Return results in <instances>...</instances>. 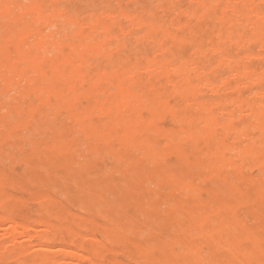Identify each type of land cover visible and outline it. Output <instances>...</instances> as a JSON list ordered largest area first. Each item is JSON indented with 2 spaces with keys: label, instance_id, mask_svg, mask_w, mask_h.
<instances>
[{
  "label": "rangeland",
  "instance_id": "374dc122",
  "mask_svg": "<svg viewBox=\"0 0 264 264\" xmlns=\"http://www.w3.org/2000/svg\"><path fill=\"white\" fill-rule=\"evenodd\" d=\"M197 1L61 0L62 3L60 0L0 1V6H3V9L0 8V30H2L0 51L1 48L5 49L0 52V57L3 59L0 60L3 64L0 68L2 74L0 77V264H158V262L159 264H260L264 257V209L254 211L259 207L258 196L264 188V105L260 104V101H264V93H260L264 90V81L261 82L262 85L256 81L250 82L239 72L250 68L249 70L259 75L263 74L264 57L262 59L255 57L243 62L242 56L247 50L244 43L226 42L228 31L237 33L238 26L233 25L228 30L221 24L217 28L216 21L210 17L204 19L201 24L204 29L202 34L209 43L203 57L196 54L195 45L180 49L176 43L166 39L165 34L173 30L178 21L198 24L194 13L201 12V9ZM29 3L38 5L41 12L38 11L36 14L30 12ZM256 4L258 7L264 6L261 0ZM92 12L93 14L90 15ZM108 12L113 13L110 14V18L107 17ZM168 12L173 14L174 23L166 22ZM124 14H129V17ZM228 18L234 23L235 17L231 13ZM141 22L146 26L141 25ZM79 23L84 24V27ZM92 27L97 29L91 30ZM124 30L128 33L124 34ZM22 32L25 33L24 37ZM40 35L43 38L40 39ZM91 36L92 38H89ZM38 39L44 44L41 45L40 41L38 43ZM36 41L38 44L35 43ZM51 41L53 44L61 45L62 50L59 52L54 48L55 46L52 48ZM93 42L102 43L104 51L97 57L91 53L90 56L83 54L82 70L86 73L84 83L74 81L70 76L61 80L50 78L48 83L40 78L37 80V73L27 67L30 60L20 64L16 72L9 66L16 60L13 58H17L16 51L25 55L36 53L38 57L44 54L48 59L46 60L44 56L43 59L41 56L44 62H39L38 70L47 71L55 62L50 57L56 54L60 56L62 52L74 56L81 55L82 51H85L84 44ZM71 43L74 44L73 47ZM161 44L164 45L163 50ZM260 47L261 43L258 42L254 50L258 52ZM218 48L221 50L218 51ZM69 50L70 52L67 53ZM74 50L77 51L76 54L73 53ZM225 55L231 56L232 59L223 61L222 64L221 60L226 58ZM182 56L187 57L184 61L185 68L179 67L181 64L179 58H183ZM55 57L52 59L58 60ZM150 57L162 63H169L170 66L176 64L177 69H171L168 64L161 70L151 71L147 69L148 61L152 60ZM123 58H126V62H123L125 61ZM14 63L17 64L18 61ZM110 64L114 67L112 68ZM191 64H195V68ZM7 66L12 72L7 70ZM129 68L131 71L134 68L136 70L126 73ZM144 68L147 69V73L150 70L151 75L147 74ZM21 69H24L22 76L19 73L23 72L20 71ZM199 69H206L205 73H210L207 76L209 82L207 77L190 78V75L197 73ZM116 71L119 79L110 81V75L113 73L116 75ZM9 72L13 73V76L16 75L13 77ZM221 77L228 80H223ZM11 78H15V81L18 79L16 82L13 81L12 87L15 88L10 86ZM130 78H134V81ZM33 80L35 81L32 83ZM108 80L111 83L107 82ZM173 82L178 87V94L177 91L172 92ZM190 82L194 84L198 82L200 85L195 94L187 91ZM243 82L248 85L245 86ZM207 83L213 84V87L211 88ZM28 84L30 88L32 86L31 89ZM121 84L125 89L136 92L134 95L139 96V100L131 101L129 105H124V108L117 103L113 104L115 96L121 93ZM72 85L73 88L75 87V93L73 90V93L68 90ZM33 87L37 92H33ZM51 87L56 90L63 89L64 95L52 96L47 100V91ZM227 87L233 89L227 90ZM202 89H205L204 92H201ZM256 90H259L260 98V95H256ZM2 91L5 95L1 94ZM130 91L126 93L128 98ZM240 97L245 101L242 106L236 103ZM188 100L193 102L190 103ZM214 100H217L216 103ZM135 101H139L140 104L139 102L136 104ZM97 104L102 105L103 113L93 111ZM1 105L5 109H2ZM209 110L215 116L216 125L203 124L204 113H209ZM90 112H92L91 116ZM52 115L57 119L54 122ZM177 119H180L179 122ZM14 125L15 128L12 127ZM47 126L52 127L47 129ZM34 127H37L38 132ZM58 129L62 130L58 132ZM73 132L75 135L72 134ZM146 135L149 141H146ZM59 138L64 139L65 142L59 141ZM255 152L260 155L259 162L251 161L252 157L256 156ZM85 162L86 164H83ZM44 166H48L47 172ZM194 167L196 170L193 169ZM239 176L242 178L240 179ZM147 182L148 186H146ZM100 184L102 186H98ZM173 201L174 204H171ZM97 206L100 210L96 209H99ZM227 209H231L232 212H227ZM220 210L224 215L221 219H216L215 212ZM97 211L108 219L103 218ZM175 213L181 215L174 216ZM206 215L210 222L198 221ZM95 219L105 225L98 224ZM111 219H114L113 223ZM235 220L239 227L232 225ZM191 221L193 224L190 223ZM52 224L57 225H53L55 226L53 228ZM227 224L229 227L226 226ZM106 225L108 227H105ZM193 225L199 232H189ZM224 227L232 228V233L226 236V244L219 243L216 245V250L211 251L210 246L218 241ZM240 227L260 236L252 253L232 256L226 248L227 244L240 243L246 248L253 245L251 241H245ZM70 228L73 231L71 233L67 232ZM76 231L79 232L76 234ZM187 241H193L195 248L184 247ZM200 246L202 249H196Z\"/></svg>",
  "mask_w": 264,
  "mask_h": 264
},
{
  "label": "bare ground",
  "instance_id": "6f19581e",
  "mask_svg": "<svg viewBox=\"0 0 264 264\" xmlns=\"http://www.w3.org/2000/svg\"><path fill=\"white\" fill-rule=\"evenodd\" d=\"M0 1H3V0H0ZM196 1V0H195ZM259 0H215L214 2H211V1H209V0H198L197 2H198V4H199V7H200V11L201 12H197V13H194L195 14V19H197L198 21V24L197 25H193L191 22H186V21H178L177 23H176V26L175 27H173V30H171V31H169L167 34H165V37H166V39H168V40H171V42L172 43H176L178 46H179V48L180 49H187L189 46H191V45H195L196 46V48H197V50H196V54L197 55H199V56H204V54H205V50H206V47L209 45V43H208V39L206 38V37H204L203 36V31H204V29L202 28V26H201V24L203 23V20L204 19H206L207 17H210V18H212V19H214L215 21H216V23H217V25H216V27L218 28V26L219 25H224L228 30H230V28L233 26V25H237L238 26V28H239V30H238V32L237 33H233L232 32V30L231 31H228V35H227V43H229V44H232V43H244L243 45L247 48V50H246V52L243 54V56H242V61L243 62H245V61H249V60H251L252 58H255V57H257V58H263L264 57V6L263 7H258L257 6V2H258ZM261 1H263L264 2V0H261ZM60 2H61V0H60ZM25 3V2H24ZM62 3V2H61ZM151 3V2H150ZM214 3H216V5L214 4ZM17 4V3H16ZM37 4V3H36ZM69 4V3H68ZM175 5H176V3H174ZM31 5V6H30ZM41 5V4H40ZM141 5V4H140ZM29 7V11L30 12H32V13H38V11H40L39 10V6L37 7L35 4L34 5H32V4H30L29 3V5H28ZM47 6H49V5H47ZM103 6V5H102ZM113 6V5H112ZM3 7V6H2ZM1 6H0V8L1 9H3ZM5 7V6H4ZM42 7V6H41ZM95 7V6H94ZM93 7V8H94ZM55 8V7H54ZM90 8H92V7H90ZM126 8V7H125ZM128 8V7H127ZM7 9V8H6ZM5 9V10H6ZM41 9V8H40ZM60 10H62L63 11V9H61V8H59ZM28 10V9H27ZM59 10V11H60ZM7 11V12H6ZM5 12H6V14L8 13V9L6 10ZM82 11H83V9H82ZM181 11H183V10H181ZM22 12V11H21ZM24 12V11H23ZM41 12V11H40ZM106 12V11H105ZM60 13V12H59ZM100 13H102V12H100ZM104 13V12H103ZM112 13V12H111ZM111 13H109L108 12V15H107V17H109L110 18V14ZM123 13V12H122ZM192 13V12H191ZM232 14L234 17H235V20H234V23L228 18L229 17V14ZM93 14V12L90 14V15H92ZM105 15L107 14V13H104ZM113 14V13H112ZM117 14V13H116ZM115 13H114V15H116ZM4 15V14H3ZM12 15V14H11ZM15 15V14H14ZM22 15V14H21ZM78 15V14H77ZM113 15V16H114ZM124 15H127L128 17H129V14H124ZM124 15H122V16H124ZM5 16V15H4ZM4 16H2V17H4ZM16 16V15H15ZM102 16H104V15H102ZM127 16H125L126 18H127ZM152 16H153V14H152ZM38 17V19H39V16H37ZM53 17V16H52ZM115 17V16H114ZM118 17V16H117ZM132 17V16H131ZM133 18V17H132ZM10 19H11V17H10ZM40 19H41V17H40ZM151 19V18H150ZM149 19V20H150ZM91 20H93V18H91ZM130 20V19H129ZM137 20V19H136ZM4 21V20H3ZM34 21V20H33ZM91 22V21H90ZM156 22V21H155ZM166 22H169V23H174L175 22V19H174V17H173V14L171 13V12H168L167 14H166ZM58 23V22H57ZM61 23V22H60ZM71 23H73V22H71ZM70 23V24H71ZM92 23H93V21H92ZM98 23H99V21H98ZM115 23V22H114ZM119 23V22H118ZM129 23H131V22H129ZM132 23H134V22H132ZM139 23V22H138ZM143 22H141V25H144V24H142ZM38 24V23H37ZM75 24V23H74ZM80 25H83V27H84V24H82V23H79ZM116 24V23H115ZM51 25V24H50ZM69 25V24H68ZM67 25V26H68ZM101 25H103L102 23H101ZM138 25H140V24H138ZM18 26V25H17ZM16 26V27H17ZM63 26V25H62ZM107 26V25H106ZM105 26V27H106ZM135 26H136V24H135ZM144 26H146V25H144ZM172 26V25H171ZM174 26V25H173ZM13 27H15V26H13ZM26 27H28V26H26ZM25 27V28H26ZM57 27V26H56ZM74 27H75V25H74ZM105 27H103V28H105ZM154 27V26H153ZM152 27V28H153ZM215 27V26H214ZM4 27H2V29H3ZM50 28H51V26H50ZM62 28V27H61ZM95 27H92V28H90L91 30H93ZM102 28V29H103ZM121 28V27H120ZM143 28V27H142ZM155 28V27H154ZM161 28V27H160ZM95 29H97V28H95ZM215 29V28H214ZM50 30V29H49ZM63 31H64V29H62ZM81 30V29H80ZM108 30H110V29H108ZM1 31L2 30H0V33H1ZM35 31V30H34ZM107 31V30H106ZM121 32H122V29L120 30ZM136 31L138 32L139 31V28H138V30L136 29ZM25 32V31H24ZM133 32V31H132ZM247 32H249L250 34L249 35H247L246 33ZM13 34H14V32H12ZM23 33V32H22ZM32 33H34V32H32ZM54 33H56V31L54 32ZM59 33V32H58ZM124 34L125 33H128L127 31H125L124 30V32H123ZM29 34V33H28ZM27 34V35H28ZM76 34V33H75ZM5 35V34H4ZM24 35H25V33H23V37H24ZM26 35V36H27ZM47 35V34H46ZM56 35H58V34H56ZM71 35V34H70ZM69 35V36H70ZM112 35H114V34H112ZM130 35V34H129ZM137 35H139V34H137ZM142 35V34H141ZM17 36H20V35H17ZM39 36V35H38ZM48 36V35H47ZM52 36H53V34H52ZM52 36H50V37H52ZM75 36V35H74ZM73 36V37H74ZM140 36V35H139ZM138 36V37H139ZM152 36V35H151ZM219 36V35H218ZM217 36V37H218ZM10 37V36H9ZM22 37V38H23ZM35 37V36H34ZM149 37V36H148ZM226 37V36H225ZM15 38H16V35H15ZM41 38H43V36L42 35H40V39ZM46 38V37H45ZM89 38H92V36L91 37H89ZM88 38V39H89ZM152 38V37H151ZM63 39V38H62ZM64 39H67V38H65L64 37ZM79 39V38H78ZM106 39V38H105ZM225 38H223V40H224ZM24 40V39H23ZM22 40V41H23ZM74 40H76V39H74ZM159 40V39H158ZM18 41V40H17ZM16 41V42H17ZM39 39H38V43H39ZM55 41V40H54ZM82 41V40H81ZM86 41H88V40H86ZM91 41V40H90ZM0 42H1V39H0ZM15 42V41H14ZM20 42V41H19ZM18 42V43H19ZM53 41H51L50 43V46L53 44L52 43ZM137 42H140L139 40H137ZM261 43V47H260V49H259V51L258 52H256L255 50H254V46L257 44V43ZM17 43V44H18ZM35 43H37V41L35 42ZM37 43V44H38ZM40 43H42L41 41H40ZM57 43V42H56ZM63 43V42H62ZM79 43H81V42H79ZM78 43V44H79ZM117 43H118V41H117ZM116 43V44H117ZM142 43V42H141ZM150 43V42H149ZM160 43H161V41H160ZM44 43H42L41 45H43ZM84 44V43H83ZM131 44V43H130ZM8 45V44H7ZM41 45H38L39 47L41 46ZM71 47H73V43H71ZM76 45V44H75ZM81 45V44H80ZM155 45V44H154ZM2 46V45H1ZM17 46V45H16ZM15 46V47H16ZM33 46V45H32ZM55 46V47H54ZM61 46V45H60ZM59 46V44H53V46H52V48L54 47V48H56V49H58V51L60 52V50H62L61 48H62V46L60 47ZM111 46H112V44H111ZM139 46H140V44H139ZM158 46V45H157ZM164 46V45H163ZM163 46H162V44L160 45V47L162 48L161 50H163ZM222 46V45H221ZM240 46V45H239ZM14 47V48H15ZM19 47V46H18ZM45 49L47 48V46L45 47V46H43ZM68 47H69V45H68ZM213 47V46H212ZM6 48V47H5ZM38 48V47H37ZM70 48V47H69ZM77 48V47H76ZM75 48V50H77ZM167 48H169V47H167ZM258 48V47H257ZM2 50L0 51V52H3V49L4 48H1ZM29 49V48H28ZM39 49V48H38ZM38 49L36 50L37 52H38ZM82 49V48H81ZM116 49H117V47H116ZM119 49V48H118ZM139 48H137V50H138ZM145 49V48H144ZM154 49V48H153ZM217 49V48H216ZM245 49V48H244ZM17 50H19V48L17 49ZM71 50V49H70ZM70 50L67 52V53H69L70 52ZM74 50V51H75ZM80 50V49H79ZM78 50V51H79ZM84 52L82 51V54L81 55H70V54H65L64 52H62V55H55V56H53V57H50L51 58V60L54 62V65L51 67V68H49V70H42V69H40V70H38V68H40L39 67V65L38 64H40L41 62H44L43 61V59H44V54H43V56L42 55H40L39 57H38V55H35L36 53H34V55H28V54H24L23 52H20V51H16L17 53H15V54H17V58H13V59H16L15 61L17 62L18 61V63L17 64H15L14 62V60H11L13 63H11L12 65H10L9 63H7V64H9V66H10V68L11 69H14L15 70V72H16V68L17 67H19L20 66V64H24V63H26L27 62V60H30V63L27 65V67H29L30 68V70H33V71H35L36 73H37V77H36V79L38 80V78H40L42 81H46L45 83H48L47 81H49V79L50 78H52V79H58V80H61V79H63V78H65V77H68V76H70V77H72L73 79H74V81H80L81 83H84L83 81H84V77H85V74L86 73H84L83 72V70H82V66H83V64H84V55L83 54H85V55H89L90 53L91 54H95L96 55V57H97V55H101L102 53H103V51H104V45H102V43H98V42H96V43H89V44H87L86 43V45L84 44ZM168 50V49H167ZM219 50H221V48L219 49L218 48V51ZM238 50V49H237ZM4 51H5V49H4ZM44 51H47V50H44ZM43 51V52H44ZM53 51H56L57 52V50H53ZM52 51V52H53ZM73 51V53L74 54H76L77 53V51H75L74 52ZM110 51V50H109ZM134 51V50H133ZM213 51H214V48H213ZM242 51H244V50H242ZM8 52V51H7ZM19 52V53H18ZM42 52V53H43ZM71 52H72V50H71ZM156 53L158 52V51H155ZM45 53V52H44ZM47 53V52H46ZM50 53V52H49ZM110 53H112V52H110ZM123 53H125V52H123ZM172 53V52H171ZM30 54V53H29ZM61 54V53H60ZM105 54V53H104ZM4 55H7V54H4ZM126 55V54H125ZM128 55V54H127ZM126 55V56H127ZM155 55V54H154ZM223 55V54H222ZM43 57V59H42V57ZM90 56V55H89ZM92 57H93V55H91ZM112 56V55H111ZM137 56V55H136ZM173 56H174V54H173ZM228 56V55H227ZM226 55L224 56V57H226V58H224L223 60H221V59H219V60H221V62H222V64H223V61H228V60H231L232 59V57L230 56H228L227 57ZM6 58L8 57V56H5ZM47 57V56H46ZM46 57H45V59H46ZM54 57L55 58H57L58 60H53L54 59ZM95 57V56H94ZM107 57V56H106ZM163 57H164V55H163ZM183 58H179L180 59V63L181 64H179V67H184L185 68V66H184V64H185V60H187V57H185V56H182ZM53 58V59H52ZM111 58V57H110ZM148 58V57H147ZM228 58H230V59H228ZM234 58V57H233ZM241 58V57H240ZM2 59V57H0V60ZM5 59V58H4ZM48 59V58H47ZM46 59V60H47ZM109 59V58H108ZM123 59H125V61H123V62H126V58H123ZM150 59H152L151 57H150ZM3 60V59H2ZM1 60V61H2ZM8 60H10V59H8ZM88 60V56H87V59H86V61ZM94 60V59H93ZM112 60V59H111ZM172 60V59H171ZM207 60V59H206ZM209 60V59H208ZM0 61V68L1 67H3V64H1L2 62ZM11 61H9V62H11ZM92 61V60H91ZM109 61V60H108ZM115 61V60H114ZM137 61V60H136ZM162 61V60H161ZM40 62V63H39ZM51 62V61H50ZM52 62V63H53ZM90 62V61H89ZM89 62H88V64H89ZM112 62V61H111ZM148 62H149V64H148ZM147 63H146V67H147V64H148V67H147V69H150L151 71L152 70H161V69H163L164 67H166V66H168V64L169 63H166V62H160V60H158V59H156V58H153L152 60H150V61H148ZM220 62V63H221ZM225 62V64L227 65V67H228V64ZM230 62V61H229ZM228 62V63H229ZM234 62H236L235 60H234ZM51 63V64H52ZM98 63H100V61H98ZM98 63H96V64H98ZM188 63H189V60H188ZM5 64V67H6V63H4ZM106 64H108V63H106ZM106 64H105V66H106ZM236 64V63H235ZM87 65V63L85 62V68H84V71L86 72V66ZM95 65V64H94ZM119 65V64H118ZM121 65V64H120ZM134 65V64H133ZM136 65V64H135ZM171 64H169V66H170ZM176 65V64H175ZM174 64H173V66H170V68L171 69H173V70H175V69H177L176 67L178 66H175ZM192 66H194L193 64H191ZM248 65V64H247ZM41 66V65H40ZM88 66H90V65H88ZM108 66V65H107ZM110 66H111V64H110ZM191 66V68H193ZM244 66V65H243ZM8 67V66H7ZM49 67V66H48ZM112 68L114 67L113 65L111 66ZM138 68H139V66H137ZM142 66H140V68H141ZM178 67V68H179ZM223 67V66H222ZM236 67V66H235ZM245 67V66H244ZM9 67L7 68V70L9 69L10 71H11V69H10ZM41 68H42V66H41ZM100 68V67H99ZM188 68V67H187ZM190 68V69H191ZM194 68H195V66H194ZM210 68H211V66H210ZM246 68V67H245ZM6 69V68H5ZM124 69H126V68H124ZM135 69V68H134ZM134 69H132L133 71H134ZM145 70L144 71H146L147 69L146 68H144ZM189 69V70H190ZM206 69H207V66H206ZM205 69V70H206ZM247 69V68H246ZM250 69V68H249ZM243 70V71H240L239 72V74L242 76V77H245L246 78V80L248 79L250 82H260V84H261V82L262 81H264V73L263 74H257V73H255L254 71H252V70ZM24 69H21L20 71H23ZM114 70V69H113ZM136 70V69H135ZM141 71L143 70V68L142 69H140ZM149 70V71H150ZM205 70H203V69H199V71L197 72V73H192V75H190V78H202V77H207L210 73H205ZM209 70V69H208ZM207 70V71H208ZM239 70V69H238ZM27 71V70H26ZM100 71V70H99ZM133 71H131V69L129 68V70L127 69V72L126 73H130V72H133ZM143 71V72H144ZM148 71V73H149V75H151V71L149 72ZM191 71V70H190ZM189 71V72H190ZM210 71V70H209ZM217 71V70H216ZM2 72V71H1ZM12 72V71H11ZM104 72H105V69H104ZM168 72V71H167ZM175 73H176V71H174ZM218 72V71H217ZM10 73V72H9ZM17 73H18V71H17ZM20 73V76H22V74L24 73V71L23 72H19ZM146 73H147V71H146ZM147 73V74H148ZM178 73V72H177ZM176 73V74H177ZM231 73H232V69H231ZM11 74V73H10ZM9 74V75H10ZM160 74V73H159ZM1 75L2 74H0V77H1ZM12 76H13V73L11 74ZM16 75V74H15ZM14 75V76H15ZM17 75H19V74H17ZM25 75H26V73H25ZM31 75H33L32 73H31ZM155 75V74H154ZM234 75V76H233ZM233 75L231 74V76H233V77H235V74L233 73ZM5 76H6V74H5ZM4 76V77H5ZM13 76V77H14ZM125 76H127V75H125ZM124 76V77H125ZM237 76V75H236ZM7 77V79H9L8 78V76H6ZM98 77V76H97ZM130 77V76H129ZM110 81H112V80H115V79H119V76H118V74H117V71H116V75H114V73L112 74V75H110ZM108 78V79H109ZM121 79H122V77H120ZM128 78V77H127ZM2 79V78H1ZM12 79V78H11ZM15 79V78H14ZM14 79H12V82H11V84L10 83H8V84H10V86L12 87V85H14V83H13V81H15ZM25 79V78H24ZM134 79V78H133ZM132 78H130V80L132 81L133 80ZM207 79H208V77H207ZM221 79H226L225 77H221ZM4 80H5V78H4ZM10 80V79H9ZM18 80V79H17ZM16 80V81H17ZM20 80H21V78H20ZM51 80V79H50ZM98 80V79H97ZM171 80V79H170ZM189 80V79H188ZM226 80H228V79H226ZM225 80V81H226ZM15 81V82H16ZM35 80H33L32 81V83L34 82ZM109 80L107 81V82H109V83H111ZM134 81V80H133ZM161 81V80H160ZM5 82H7V80H5ZM9 82V81H8ZM50 82V81H49ZM69 82V81H68ZM96 82V81H95ZM118 82V81H117ZM121 82V81H120ZM119 82V83H120ZM189 82V81H188ZM196 82V81H195ZM199 82V81H198ZM198 82H197V84H194V83H192V82H190L189 84H188V87H187V91L188 92H192V93H196V90H198L199 89V84H198ZM207 82H209V79L207 80ZM211 82V81H210ZM221 82V81H220ZM220 82H219V84H220ZM28 83V82H27ZM105 83H106V81H105ZM170 83V81L168 82V84ZM180 83V82H179ZM201 83V82H200ZM213 83V82H212ZM239 83V82H238ZM244 83V82H243ZM243 83L241 84V85H243ZM7 84V83H6ZM128 84V83H127ZM173 84V85H172ZM172 84H170V85H172V92L174 93V92H176L177 90H178V87H176L175 85H174V82L172 83ZM177 84V83H176ZM187 84V83H186ZM203 84V83H202ZM205 84V83H204ZM203 84V85H204ZM247 84V83H246ZM246 84L244 83V85L246 86ZM259 84V83H258ZM16 85V84H15ZM103 85V84H102ZM120 85V84H119ZM126 85V84H125ZM129 85V84H128ZM203 85H202V87H203ZM207 85H211V84H208L207 83ZM213 85V84H212ZM211 85V88L213 87ZM248 85V84H247ZM262 85V84H261ZM4 86V85H3ZM2 86V87H3ZM22 86V85H21ZM47 86V85H46ZM55 86V85H54ZM69 86V85H68ZM73 86L74 85H72L71 87H69L68 88V90L70 89V91H71V93H73V91H74V88H73ZM121 86L122 87H120V92L121 93H118L119 95H117V96H115V100L113 101V104H115V103H117L119 106L121 105L123 108L126 106V105H129V103H131V101L133 102L134 100H139V96H138V94L137 95H134V94H136V92L135 93H133V92H131L130 90H128V89H125L124 87H123V85L121 84ZM133 86H135L134 85V83H133ZM138 86V85H137ZM169 86V85H168ZM23 87V86H22ZM21 87V88H22ZM28 87H29V84H28ZM111 87H113V85L111 86ZM132 87V86H131ZM186 87V86H185ZM216 87V89L218 88L217 87V85L215 86ZM220 87H221V84H220ZM219 87V88H220ZM6 88V87H5ZM12 88H15V87H12ZM30 88V87H29ZM28 88V89H29ZM31 88H32V86H31ZM30 88V89H31ZM52 88V87H51ZM48 89V95H46V99L47 100H50L51 99V97L52 96H56V95H64L63 93L65 92V91H63V89L61 90H56V89H54V88H52V89ZM209 88H210V86H209ZM228 88V87H227ZM227 88H225V89H227ZM230 88V87H229ZM227 89V90H231V89H233L232 87L230 88V89ZM237 88V87H236ZM3 88H1V90H2ZM7 89H9L8 87H7ZM33 89H34V91L33 92H37V90H36V88L35 87H33ZM43 89V88H42ZM41 89V90H42ZM59 89V88H58ZM83 89H85V88H83ZM96 89V88H95ZM206 89H208V86H206ZM4 90V89H3ZM40 90V91H41ZM43 90H45V87H44V89ZM42 90V91H43ZM73 90V91H72ZM102 90V89H101ZM204 90L205 89H202L201 90V92H204ZM212 90V89H211ZM220 90V89H219ZM227 90H226V92H227ZM128 91H130V97L128 98V96H127V94L126 93H128ZM212 91H214V90H212ZM218 91V90H217ZM217 91H216V94H215V96L217 95ZM250 91V90H249ZM257 91V90H256ZM262 91H264V90H262ZM260 92V93H264V92ZM15 92V91H14ZM98 92V91H97ZM104 92V91H103ZM185 92V91H184ZM211 92V91H210ZM4 93V91H2L1 92V94H3ZM7 93V92H6ZM74 93H75V91H74ZM180 93V92H179ZM194 93V94H195ZM256 93V95H260L259 96V98L261 97V94H258L259 93V90L257 91V92H255ZM43 94H45V93H43ZM100 94H101V92H100ZM177 94H178V91H177ZM181 94V93H180ZM3 95H5V93L3 94ZM7 95V94H6ZM16 95V94H15ZM24 95V94H23ZM67 95H68V93H67ZM134 95V96H133ZM251 95V94H250ZM9 96H11V95H9ZM45 96V95H44ZM70 96V95H69ZM99 96V95H98ZM133 96V97H132ZM203 96V95H202ZM201 96V97H202ZM253 96V95H252ZM74 97V96H73ZM132 97V98H131ZM175 96H173V98H174ZM186 97V96H185ZM200 97V96H199ZM6 98V97H5ZM182 98V97H181ZM144 99V98H143ZM145 99H147V98H145ZM16 99H14V101H15ZM33 100H35V99H33ZM42 100V99H41ZM47 100H45L46 102H49V101H47ZM148 100V99H147ZM261 100V99H260ZM13 101V102H14ZM45 101L43 102V103H45ZM106 101V100H105ZM187 101V100H186ZM189 101V100H188ZM215 101V100H214ZM217 101V100H216ZM216 101H215V103H216ZM221 101V100H220ZM15 102H17V101H15ZM24 102V101H23ZM66 102V101H65ZM136 102V104H137V102H139V101H135ZM190 103L191 102H193V101H189ZM205 102V101H204ZM244 99H242L241 97L237 100V102L236 103H238L239 105H243L244 104ZM9 103V102H8ZM41 103V102H40ZM50 103V102H49ZM69 103V102H68ZM105 103V102H104ZM145 103V102H144ZM202 103V102H201ZM207 103V102H206ZM214 103V102H213ZM5 104V103H4ZM47 104V103H46ZM72 104V103H71ZM138 104H140V102L138 103ZM146 104V103H145ZM260 104L261 105H264V101L262 100V101H260ZM61 105V104H60ZM117 105V106H118ZM125 105V106H124ZM189 105V104H188ZM210 105H212V104H210ZM215 105V104H214ZM236 106H237V104H235ZM102 105H100L99 106V104H97V105H95V107L93 108V111L95 112V111H100L99 113H103L102 111H103V107H101ZM110 106V105H109ZM199 106V105H198ZM213 106V105H212ZM60 107V106H59ZM116 107V106H115ZM237 107H239V106H237ZM258 107H259V105H258ZM1 108H2V105H1ZM76 108V107H75ZM111 108V107H110ZM118 108V107H117ZM261 108V107H260ZM263 108V107H262ZM261 108V109H262ZM2 109H5V107L4 108H2ZM6 109H7V107H6ZM46 111L47 110H51V109H45ZM122 110H124V109H122ZM225 110V109H224ZM246 110H248L247 109V107H246ZM264 110V109H263ZM43 111V110H42ZM42 111H40V113L42 112ZM120 111V110H119ZM205 111H206V109H205ZM226 111V110H225ZM253 111V110H252ZM251 111V112H252ZM35 112V111H34ZM33 112V113H34ZM39 112V111H38ZM109 112V111H108ZM117 112V111H116ZM116 112H114V113H116ZM239 112V111H238ZM247 112H249V111H247ZM246 112V113H247ZM84 113V112H83ZM91 114H90V116L92 115V112H90ZM106 113H107V111H106ZM224 113V112H223ZM232 113V112H231ZM242 113L244 114V111H242ZM250 113V112H249ZM249 113H247V114H249ZM255 114H256V111L254 112ZM254 113H252V114H254ZM10 114L11 115H13L11 112H10ZM20 114V113H19ZM18 114V115H19ZM46 114V113H45ZM58 114V113H57ZM94 114V113H93ZM10 115V116H11ZM47 115V114H46ZM152 115V114H151ZM8 116V115H7ZM41 116L42 115H40V119H42L41 118ZM183 116V115H182ZM247 116V115H246ZM48 117H50V115H49V113H48ZM52 117H53V122L54 121H56L57 119H54L56 116H53L52 115ZM129 117V116H128ZM139 117V116H138ZM159 117V116H158ZM220 117V116H219ZM229 117V116H228ZM232 117V116H231ZM234 117H235V115H234ZM204 118H205V123H203V124H206V125H208V126H210V125H216V120H215V116L213 115V113L209 110V113H204ZM230 118V117H229ZM228 118V119H229ZM14 118H13V116H12V120H13ZM89 119V118H88ZM107 119V118H106ZM144 119V118H143ZM149 119V118H148ZM12 120H10L11 122H12ZM178 120H180V119H177V121ZM14 121V120H13ZM35 121V120H34ZM61 121V120H60ZM105 121V120H104ZM125 121V120H124ZM219 121L221 122V120H220V118H219ZM231 121V120H230ZM63 122V121H62ZM150 122V121H149ZM179 122V121H178ZM192 122V121H191ZM242 122V121H241ZM255 122H256V120H255ZM257 122H258V120H257ZM4 123H5V121H4ZM36 123V122H35ZM82 123H83V121H82ZM139 123V122H138ZM152 123V122H151ZM219 123V122H218ZM243 123H245V122H243ZM31 124V123H30ZM29 124V125H30ZM118 124V123H117ZM116 124V125H117ZM83 125V124H82ZM223 125V124H222ZM34 126V125H33ZM39 126V125H38ZM87 126V125H86ZM252 126H253V124H252ZM5 127V126H4ZM12 127H16V125H14V126H12ZM51 127L52 126H47V129H51ZM56 126H54V128H55ZM105 127V125H103V128ZM128 127V126H127ZM37 127H34V129H36ZM42 129H43V126L41 127ZM54 128H52V130L54 129ZM44 129H46V128H44ZM156 129V128H155ZM241 129V128H240ZM5 130V129H4ZM59 130V129H58ZM62 130V129H61ZM61 130H59L58 132H60ZM65 130V129H64ZM84 130V129H83ZM124 130V129H123ZM133 130V129H132ZM242 130V129H241ZM262 130V129H261ZM33 131V130H32ZM36 131H37V129H36ZM185 131V130H184ZM183 131V132H184ZM237 131V130H236ZM38 132V131H37ZM177 132V131H176ZM24 134H26L25 132H23ZM23 133H21L22 135H24ZM236 133V132H235ZM42 134V133H41ZM72 134H74L75 135V133L73 132ZM26 135H28L29 136V134H26ZM44 135V134H43ZM12 136V135H11ZM11 136H10V138H11ZM27 136V137H28ZM36 136V135H35ZM247 136V135H246ZM20 137V136H19ZM180 137H181V135H180ZM248 137V136H247ZM258 138H259V136H257ZM104 138V137H103ZM49 140H51L50 138H48ZM146 141H149V140H147V135H146ZM64 141V139H60L59 138V141ZM170 140H172V137H171V139ZM29 141V140H28ZM80 141V140H79ZM260 141V140H259ZM30 142V141H29ZM65 142V141H64ZM197 142V141H196ZM247 142V141H246ZM25 143V142H24ZM129 143H131V142H129ZM154 144V143H153ZM47 145H49V144H47ZM11 146H12V144H11ZM262 146V145H261ZM20 147V146H19ZM80 147V146H79ZM136 147V146H135ZM192 147V146H191ZM195 147H197L196 145H195ZM242 147V146H241ZM143 149H145V148H143ZM175 149V148H174ZM234 150H235V148H233ZM107 153H108V151L107 150H105ZM212 152V151H211ZM242 152V151H241ZM77 153V152H76ZM80 153V152H79ZM92 153V152H91ZM91 153H90V155H91ZM97 153V152H96ZM142 153H144V152H142ZM175 153V152H174ZM256 153V156H254V157H252V159H251V161H254V162H259V157H260V155L258 154V152H255ZM149 154V153H148ZM152 154V153H151ZM252 154V153H251ZM77 155H79L78 153H77ZM76 155V156H77ZM236 155V154H235ZM39 156V155H38ZM93 157H94V155H92ZM147 156V155H146ZM149 156V155H148ZM169 156V155H168ZM79 157V156H78ZM81 157H84V156H81ZM87 157V156H86ZM90 157V156H89ZM115 157V156H114ZM159 157V156H158ZM161 157V156H160ZM195 157V156H194ZM80 158V157H79ZM122 158V157H121ZM86 159V158H85ZM125 159V158H124ZM151 159V158H150ZM91 160V159H90ZM154 161L156 160V159H153ZM79 161V160H78ZM92 161V160H91ZM117 162H119L118 160H116ZM146 161V160H145ZM117 162H116V164H117ZM129 162V161H128ZM76 163V162H75ZM152 163V162H151ZM83 164H86V162L85 163H83ZM29 165V164H28ZM75 165V164H74ZM137 165V164H136ZM42 166V165H41ZM150 166H152L151 164H150ZM45 167V166H44ZM43 167V168H44ZM48 167V166H47ZM47 167H45L46 169H44V170H46V172H47ZM106 167V166H105ZM109 167H111V166H109ZM108 167V168H109ZM147 167V166H146ZM197 167V166H196ZM230 167V166H229ZM81 168V167H80ZM116 168V167H115ZM192 168V167H191ZM246 168V167H245ZM84 169H85V166H84ZM146 169V168H145ZM193 169H195V167L193 168ZM111 170V169H110ZM166 170H168L169 171V169H166ZM178 170V169H177ZM188 170V169H187ZM196 170V169H195ZM70 171V170H69ZM112 172V171H111ZM128 172V171H127ZM147 172V171H146ZM107 173V172H106ZM130 173V172H129ZM229 173V172H228ZM45 174H47V173H45ZM104 174H105V172H104ZM144 174V173H143ZM158 174H159V172H158ZM175 174V173H174ZM179 175H180V172L178 173ZM55 175V174H54ZM131 175V174H130ZM239 175H241V173H240V171H239ZM186 176V175H185ZM237 176V175H236ZM184 177V176H183ZM240 177V179L242 178L241 176H239ZM131 178H133L132 176H131ZM156 178V177H155ZM158 178V177H157ZM162 178V177H161ZM134 179V178H133ZM65 180V179H64ZM148 180V179H147ZM151 180V179H150ZM149 180V181H150ZM66 181V180H65ZM154 181V180H153ZM153 181H151V182H153ZM73 182H74V180H73ZM75 183V182H74ZM158 183V182H157ZM173 183H174V181H173ZM178 183V182H177ZM14 184V183H13ZM132 184V183H131ZM170 184V183H169ZM203 184V183H202ZM163 185H164V183H163ZM49 186V185H48ZM98 186H102L101 184L100 185H98ZM146 186H148V182H147V185ZM173 186V185H172ZM52 187H54V186H52ZM62 187V186H61ZM170 187V186H169ZM219 187V186H218ZM100 188V187H99ZM125 188H126V186H125ZM148 188H150V186L148 187ZM55 189H57V187L55 186ZM165 189V188H164ZM186 189H188V188H186ZM143 190V189H142ZM189 190V189H188ZM212 190H214V189H212ZM114 191V190H113ZM133 191V190H132ZM61 192H62V190H61ZM64 192V191H63ZM62 192V193H63ZM92 192V191H91ZM107 192H108V190H107ZM121 192V191H120ZM129 193V192H128ZM64 194V193H63ZM97 194V193H96ZM115 194H116V192H115ZM139 194V193H138ZM118 195V194H117ZM147 195V194H146ZM112 196H113V194H112ZM99 197H101V196H99ZM134 197V196H133ZM150 197V196H149ZM88 198V197H87ZM102 198V197H101ZM148 198V197H147ZM169 198H171V197H169ZM177 198V197H176ZM180 198V197H179ZM182 198V197H181ZM258 198H259V202H258V208L256 209L257 211H254V212H258L259 210H263L264 209V188H262L261 189V191H260V193H259V196H258ZM88 199H93V198H91V197H89ZM236 199V198H235ZM134 200V199H133ZM239 200V199H238ZM69 201V200H68ZM93 201V200H92ZM117 201V200H116ZM73 202V201H72ZM111 202V201H110ZM118 202V201H117ZM80 203H82V202H80ZM120 203H122V202H120ZM72 204V203H71ZM82 204H84V203H82ZM101 204V203H100ZM99 204V205H100ZM123 204V203H122ZM171 204H174V201H173V203H171ZM118 205H120L119 203H118ZM146 205H147V203H146ZM101 206H103L102 204H101ZM130 206V205H129ZM154 206V205H153ZM96 207V206H95ZM97 207H99V206H97ZM145 207V206H144ZM147 208V207H146ZM86 209V208H85ZM85 209H83V210H85ZM97 210H100V207H99V209L98 208H96ZM106 209H107V207H106ZM143 209V208H142ZM145 209V208H144ZM85 211H87V210H85ZM200 211V210H199ZM98 212V211H97ZM142 212V211H141ZM140 212V213H141ZM151 212V211H150ZM202 212V211H201ZM227 212H232V210L231 209H227ZM64 213V212H63ZM100 215H102V217L104 218L105 217V219H108L104 214H101V212L99 211L98 212ZM106 213H107V211H106ZM105 213V214H106ZM156 213V212H155ZM99 214H98V216H99ZM116 214V213H115ZM143 214V213H142ZM257 214L258 213H256V216H257ZM61 215V214H60ZM177 216V215H181L180 213L179 214H177V213H175L174 214V216ZM195 215V214H194ZM224 215V212L222 211V210H220V211H218V212H215V217H216V219H221L222 218V216ZM85 217V216H84ZM139 217H140V215H139ZM127 218V217H126ZM138 218V217H137ZM160 218V217H159ZM158 218V219H159ZM192 218V217H191ZM91 219V218H90ZM130 219V218H129ZM113 220L114 219H111V222L113 223ZM144 220V219H143ZM208 220H210L209 219V217L206 215V216H203L202 218H199V220L198 221H200V222H210V221H208ZM97 220L95 219V222H96ZM98 222V224L100 223L101 224V222H99V221H97ZM211 222H212V220H211ZM228 222V221H227ZM79 222H77V224H78ZM91 223H93V222H91ZM135 223V222H134ZM190 223H192L193 224V222L191 221ZM131 224H133V223H131ZM212 224V223H211ZM214 224V223H213ZM24 225V224H23ZM53 225H55V224H52V226ZM57 225V224H56ZM55 225V226H56ZM76 225V224H75ZM102 225V224H101ZM103 225H105V224H103ZM102 225V226H103ZM191 225V224H190ZM232 225H234V227H236V225H237V227H239L238 226V224H237V222H236V220L234 221V223H232ZM55 226H53V228L55 227ZM150 226V225H149ZM227 227H229V225L227 224L226 225ZM58 227H60V226H58ZM105 227H108L107 225L105 226ZM131 227V226H130ZM173 227V226H172ZM180 227V226H179ZM188 227H191V226H188ZM187 227V228H188ZM233 227V226H232ZM68 228V227H67ZM104 228V227H103ZM121 229H122V227H121ZM203 229V228H202ZM210 229V228H209ZM240 229H241V232H243V234H244V238H245V241H251L252 243H253V245H251V247H249V248H246V247H244L243 245H241L240 243H230V244H227V249H229V254L230 255H232V256H238L239 254H250V253H252V251L254 250V248H255V246H256V243H257V239H258V237L260 236L258 233H256V234H254V233H252V232H248L247 230L245 231L244 229H242L241 227H240ZM51 230V229H50ZM70 230V231H69ZM132 230H133V228H132ZM143 230V229H142ZM71 231H72V229L70 228V229H68L67 230V232H70L71 233ZM75 231V230H74ZM144 231V230H143ZM191 231H193L194 233L195 232H197L198 230H197V228H196V226H194L193 225V228L191 229H189V232L191 233ZM232 231H233V229L231 228H222V235H220V237H219V239H218V241L215 243V245H213V246H210V249H211V251H215L216 250V245H218L219 243L220 244H226L225 243V238H226V236L228 235V234H231L232 233ZM73 232V231H72ZM79 231H76V234L78 233ZM130 232H131V230H130ZM145 232V231H144ZM199 232V231H198ZM69 233V234H70ZM148 233V232H147ZM216 233H219V232H216ZM142 234V233H141ZM189 234V233H188ZM193 234V233H192ZM56 236V235H55ZM169 237V236H168ZM171 238V237H170ZM213 238V237H212ZM176 239V238H175ZM227 239H229V237L227 238ZM263 239V238H262ZM110 240V239H109ZM131 240V239H130ZM129 240V241H130ZM131 241H133V240H131ZM161 241H164V240H161ZM167 241V240H166ZM165 241V242H166ZM71 242V241H70ZM77 242V241H76ZM193 241H187L186 242V244H185V246L184 247H187V248H189V249H191L192 247L193 248H195V246H194V244L192 243ZM152 243V242H151ZM167 243V242H166ZM142 244V243H141ZM149 243H147V245H148ZM168 244V243H167ZM179 244V243H178ZM261 244V243H260ZM91 245H93V244H91ZM91 245H90V247H91ZM180 245V244H179ZM262 245V244H261ZM143 246H145V245H143ZM149 246H150V244H149ZM198 246V245H197ZM91 248H93V247H91ZM124 248V247H123ZM192 248V249H193ZM97 249V248H96ZM196 249H198V250H200V249H202L201 248V246L200 247H196ZM95 250V249H94ZM113 250V249H112ZM101 252H102V250H100ZM94 252V251H93ZM96 252V251H95ZM101 252H99L98 251V253H101ZM195 252V254H196V251H194ZM209 252V251H208ZM140 254H142V253H140ZM195 254H194V256H195ZM206 255V254H205ZM147 257H149V256H147ZM175 257V256H174ZM203 257V256H202ZM180 258V257H179ZM196 258V257H195ZM255 258H256V256H255ZM259 259V258H258ZM210 260V259H209ZM239 260V259H238ZM261 260V259H260ZM184 261V260H183ZM206 261H208V260H206ZM223 261V260H222ZM225 261V260H224ZM214 262V261H213ZM115 263H117V262H115ZM100 264V263H99ZM104 264V263H103ZM158 264H159V262H158ZM210 264V263H209ZM218 264V263H217ZM232 264V263H231ZM235 264V263H234ZM260 264H264V257L262 258V260L260 261Z\"/></svg>",
  "mask_w": 264,
  "mask_h": 264
}]
</instances>
